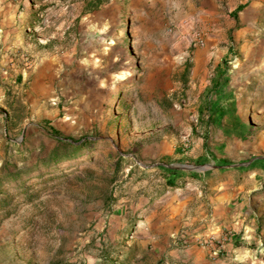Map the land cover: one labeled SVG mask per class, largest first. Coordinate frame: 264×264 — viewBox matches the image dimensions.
I'll return each mask as SVG.
<instances>
[{
	"label": "rangeland",
	"instance_id": "obj_1",
	"mask_svg": "<svg viewBox=\"0 0 264 264\" xmlns=\"http://www.w3.org/2000/svg\"><path fill=\"white\" fill-rule=\"evenodd\" d=\"M84 1L0 0V264H264V0Z\"/></svg>",
	"mask_w": 264,
	"mask_h": 264
},
{
	"label": "trees",
	"instance_id": "obj_2",
	"mask_svg": "<svg viewBox=\"0 0 264 264\" xmlns=\"http://www.w3.org/2000/svg\"><path fill=\"white\" fill-rule=\"evenodd\" d=\"M107 1H109V0H85L83 8H82V13H86L90 10H93V9L99 7L100 5H102L103 3L107 2ZM244 7H245V4L237 5L236 8L231 12V16L236 18L238 12L241 11ZM188 70H189V66H187V64H186L185 70L183 72L184 76L187 74ZM216 84L217 85L219 84L218 80H216ZM51 130H52L51 134L56 136V133H57L56 130L55 129H51ZM58 141L60 142V144L62 146L63 152L61 153V155H59V152L55 153L56 160H58L60 158L67 157L69 155V153L73 152L72 148L74 149V151H76L78 148V146L73 145L72 143L68 142V139L59 138Z\"/></svg>",
	"mask_w": 264,
	"mask_h": 264
},
{
	"label": "built area",
	"instance_id": "obj_3",
	"mask_svg": "<svg viewBox=\"0 0 264 264\" xmlns=\"http://www.w3.org/2000/svg\"><path fill=\"white\" fill-rule=\"evenodd\" d=\"M211 240H215V238H214V237H213V238L211 237ZM218 241H219V240H218ZM219 246H221V244H219Z\"/></svg>",
	"mask_w": 264,
	"mask_h": 264
}]
</instances>
